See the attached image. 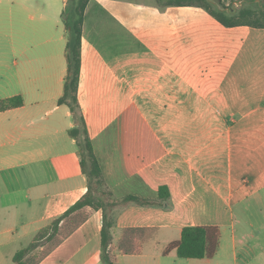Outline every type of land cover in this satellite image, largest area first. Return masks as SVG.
<instances>
[{
    "label": "crops",
    "instance_id": "1",
    "mask_svg": "<svg viewBox=\"0 0 264 264\" xmlns=\"http://www.w3.org/2000/svg\"><path fill=\"white\" fill-rule=\"evenodd\" d=\"M190 1L90 0L85 10L78 100L120 203L112 250L117 264H264V29L226 27ZM70 5L0 0V100L24 101L0 112V264L88 192L73 115L59 104ZM81 214L40 264H102L103 211ZM187 226L220 230L214 258L169 250Z\"/></svg>",
    "mask_w": 264,
    "mask_h": 264
},
{
    "label": "trees",
    "instance_id": "2",
    "mask_svg": "<svg viewBox=\"0 0 264 264\" xmlns=\"http://www.w3.org/2000/svg\"><path fill=\"white\" fill-rule=\"evenodd\" d=\"M89 1L68 0L69 3L74 4L73 9L70 11V5V8L63 13V21L69 35L67 45L68 74L64 95L59 100V104L67 105L73 115L75 127L69 131V135L77 142L81 167L89 181L88 192L64 214L54 218L46 228L40 230L28 246L17 251L13 257L14 264H40L44 261L87 221V216L81 214L87 208L103 211L102 264H117L112 250L114 227L112 211L120 203L113 199L112 192L106 187L78 100L83 25ZM189 3L204 8L226 27L249 26L264 29V12H258L249 7L238 11H223L213 7L209 0H196ZM23 104V98L20 96L0 100V112L21 108ZM131 201L142 202L138 198L127 197L121 203ZM128 231L133 232V230ZM220 238L221 232L217 227L187 226L182 231L180 241L173 243L169 250L175 249L180 259H211L216 256L219 250ZM127 241L130 242L129 239ZM129 246L130 243L125 241L124 245L123 241L120 248L130 254L132 247Z\"/></svg>",
    "mask_w": 264,
    "mask_h": 264
},
{
    "label": "rangeland",
    "instance_id": "3",
    "mask_svg": "<svg viewBox=\"0 0 264 264\" xmlns=\"http://www.w3.org/2000/svg\"><path fill=\"white\" fill-rule=\"evenodd\" d=\"M216 9L223 11H238L243 8H252L258 12H264V0H209ZM74 4H71L70 11Z\"/></svg>",
    "mask_w": 264,
    "mask_h": 264
}]
</instances>
